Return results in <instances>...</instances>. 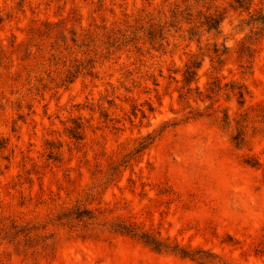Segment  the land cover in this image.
<instances>
[{
  "label": "rangeland",
  "instance_id": "obj_1",
  "mask_svg": "<svg viewBox=\"0 0 264 264\" xmlns=\"http://www.w3.org/2000/svg\"><path fill=\"white\" fill-rule=\"evenodd\" d=\"M261 14L264 0H0V264H264ZM117 31L127 42L106 44Z\"/></svg>",
  "mask_w": 264,
  "mask_h": 264
},
{
  "label": "trees",
  "instance_id": "obj_2",
  "mask_svg": "<svg viewBox=\"0 0 264 264\" xmlns=\"http://www.w3.org/2000/svg\"><path fill=\"white\" fill-rule=\"evenodd\" d=\"M237 2L240 4H243L245 2V0H237ZM176 16L177 15L175 14V17ZM222 20H223V17L221 15L206 16L205 21L202 22V26L206 25L209 30L219 29ZM254 21H258L261 24H263V26H264V14H261L258 18L254 19ZM198 28H199V26H197V25L192 26L189 30L190 34L192 36L196 35L198 32ZM155 30L156 29H154V27L152 26L151 30L149 32V35H150L149 39L151 41V44L155 45L158 43L160 46H162L163 44L161 43V41L164 39L162 37V30L163 29L160 28L158 31V34L154 33ZM120 35H121L120 31L112 32L110 35L107 36V42H105V43L108 44L109 46H115V45H122L125 42H127V40H124L125 36L122 35V37H123L122 38V37H120ZM248 51H250V47H248ZM86 66H87V64H86ZM86 66H84V64L82 62H80L79 64L73 66V67H75V70L68 69L67 75H66V77H67L66 80L71 81V79L75 77V73H79L81 71V69L82 68L84 69ZM199 67H200V64H197V62H190L189 64L186 65V70L184 72L186 81L191 82V81L196 79L197 71H198ZM239 96H240V98H243L244 92L240 91ZM71 133L73 134V137H75L76 139H82L81 134L79 132L72 130ZM73 214H76V211L72 210L70 212L64 213L59 217V219L60 220L73 219L72 218ZM76 218H79V217H76ZM31 230H32V228H30V227H23L21 229H17L15 234H17V235L18 234H24L25 236L30 237ZM129 233L132 234L133 236H139L140 235L137 228H135V227H132V229L129 230ZM181 252H183V251H181ZM185 255H186V253H185Z\"/></svg>",
  "mask_w": 264,
  "mask_h": 264
}]
</instances>
